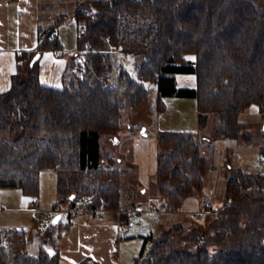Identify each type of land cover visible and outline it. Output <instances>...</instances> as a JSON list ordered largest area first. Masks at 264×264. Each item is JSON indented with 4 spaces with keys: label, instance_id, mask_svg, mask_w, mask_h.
Segmentation results:
<instances>
[{
    "label": "trees",
    "instance_id": "16d2710c",
    "mask_svg": "<svg viewBox=\"0 0 264 264\" xmlns=\"http://www.w3.org/2000/svg\"><path fill=\"white\" fill-rule=\"evenodd\" d=\"M76 15L83 73L63 88L42 83V52L62 48L48 30L36 50L17 53L11 88L0 92V192L21 187L37 195L42 172L53 169L59 204L74 209L88 198V207L112 211L126 225L121 174L102 167L101 136L119 133L125 113L148 104L151 82L156 109L165 110L168 97L196 99L201 116L218 114L220 137L249 138L241 114L257 105L264 116V0H86ZM115 51L142 58L137 79L122 68L111 80ZM178 74L195 75L196 87H179ZM158 142L155 182L165 208L200 210L211 168L200 133L164 131ZM224 204L203 220L161 224L136 264H264V171L230 156ZM72 226L59 221L45 235L54 245ZM1 241L0 264H61L56 247L53 256L32 254L24 230L5 231Z\"/></svg>",
    "mask_w": 264,
    "mask_h": 264
},
{
    "label": "rangeland",
    "instance_id": "374dc122",
    "mask_svg": "<svg viewBox=\"0 0 264 264\" xmlns=\"http://www.w3.org/2000/svg\"><path fill=\"white\" fill-rule=\"evenodd\" d=\"M76 1L72 0V2ZM93 11L95 12L96 9ZM65 25L67 26H63L64 29L71 28V22H66ZM72 25L75 31L76 26L74 23ZM73 40L75 41V37ZM63 56L66 61L70 62L72 59L69 51L64 52ZM142 63L143 60L140 57L124 56L115 51V68L110 77L111 80L116 81L122 68L137 79ZM69 75L71 79L74 74L70 72ZM176 77L180 87L193 88L196 84V76L193 74H178ZM145 83L150 91L148 104L138 111L126 112L123 119L124 127L119 133H104L101 136L102 167L113 168L120 172L125 195L124 202L131 210L130 223L119 227L112 212L98 209L99 216H95V210L85 203H80L70 217L71 206L58 203V174L53 169H46L41 174L37 195L26 194L21 187L2 188L0 245L5 231L24 230L28 235L29 246L31 243L36 244L35 250L31 251L33 253L39 248L49 253L48 246L62 250H75L78 248L81 229H87L93 233L101 225L107 227L116 225L110 260L114 264H136V258L141 254L146 238L159 234L161 224L171 226L181 220L190 224L195 221L194 211L198 210L195 206L187 214L166 212L167 209L158 193L154 179L156 157L161 151L158 136L164 131L200 133L202 155L211 166L206 177V185L211 183L213 185L217 178L219 180V183L215 185V191H209L219 211L225 205L227 162L230 156L234 165L243 166L248 170L264 171V159L261 154V147L264 145V116L257 105H251L239 118L240 122L246 124L247 132L251 134L249 138H223L216 132L219 121L217 113L201 116L196 99L180 97L165 98L167 107L160 111L156 109L157 85L151 82ZM152 108L155 109L151 111ZM261 158L263 163L258 164L257 161ZM135 182L139 185L138 189L134 187ZM205 194L207 193H203L201 201ZM36 199L40 200V204L35 203ZM151 202L156 205L155 209L150 208ZM71 219L74 224L72 230L58 238L53 245L50 237L45 235V231L58 225L59 221L65 224ZM92 235L101 236L98 232ZM149 246L150 244L147 250ZM31 247H33L32 244ZM100 250L103 251V249ZM62 264L74 263L64 258ZM80 264L100 263L89 259Z\"/></svg>",
    "mask_w": 264,
    "mask_h": 264
},
{
    "label": "crops",
    "instance_id": "0c3cea01",
    "mask_svg": "<svg viewBox=\"0 0 264 264\" xmlns=\"http://www.w3.org/2000/svg\"><path fill=\"white\" fill-rule=\"evenodd\" d=\"M83 1L86 0L76 2H72V0H0V92H5L11 88L12 76L17 72L18 67L17 53L22 50H36L40 44L41 35H44L48 30L59 38L62 48L59 50H44L42 52L40 79L43 84L55 88H63L66 85L67 81L70 80V75L67 79L65 75L70 72L75 75L72 68L73 62L76 59L75 57L79 58L80 56L78 55L80 50L78 47L79 27L76 13ZM60 20L61 22L54 27ZM66 22H71V28L64 29L63 26L68 25H65ZM72 23L76 26L75 31ZM74 37L75 41L73 40ZM66 51H69L72 57L70 62L66 61L63 56ZM196 85L197 79L193 88ZM259 160H262V158ZM216 183H219L218 178L213 185L211 183L206 186L205 193L211 194L209 191L215 189ZM138 187L135 188L138 189ZM150 204L154 203L151 202ZM74 209L71 208V211H69L70 217L73 216ZM166 212L169 213V210L167 209ZM112 213L118 226L122 227L118 216L114 212ZM115 230L116 225H111V227L101 225L94 231L101 235L97 237L98 235H92L94 232L91 233L92 231L81 229L78 248L75 250L56 248L61 253V264L64 258L71 260L74 264H80L89 259L100 264H114L110 260V250L113 249L112 243L115 239ZM31 244L33 247H31ZM31 244L29 246L30 252L35 250L34 246H36L34 243ZM100 249H103V251ZM43 250L39 248L35 253H31L38 255V251L42 253ZM51 250H54L53 246H48V251Z\"/></svg>",
    "mask_w": 264,
    "mask_h": 264
},
{
    "label": "built area",
    "instance_id": "2783aa9c",
    "mask_svg": "<svg viewBox=\"0 0 264 264\" xmlns=\"http://www.w3.org/2000/svg\"><path fill=\"white\" fill-rule=\"evenodd\" d=\"M82 32H84V29H82ZM72 68H73V71H75L77 74H82L83 71H84V69L78 64L77 61H75L73 63V67ZM257 163L258 164H262V160H258ZM87 200H88V198L87 199H83L82 202L85 203ZM35 203L39 204L40 203L39 199H36ZM202 207L203 208L201 210H196L194 212V217L196 219L203 220L207 215H210L213 212H218L219 211V207L212 200L210 194H205L203 196ZM150 208L155 209L156 207H155L154 204H150ZM95 216H99L98 211L95 212Z\"/></svg>",
    "mask_w": 264,
    "mask_h": 264
},
{
    "label": "water",
    "instance_id": "95a60500",
    "mask_svg": "<svg viewBox=\"0 0 264 264\" xmlns=\"http://www.w3.org/2000/svg\"><path fill=\"white\" fill-rule=\"evenodd\" d=\"M38 58H39V56H37L35 59H38ZM49 253H50L51 256H53L55 254V251L51 250V251H49Z\"/></svg>",
    "mask_w": 264,
    "mask_h": 264
}]
</instances>
